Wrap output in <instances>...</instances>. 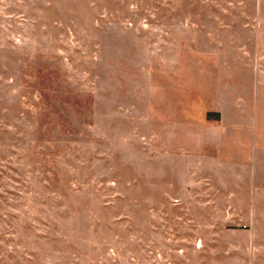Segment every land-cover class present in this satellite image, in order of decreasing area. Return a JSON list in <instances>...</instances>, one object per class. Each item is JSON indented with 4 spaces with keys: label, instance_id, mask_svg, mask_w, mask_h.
<instances>
[{
    "label": "rangeland",
    "instance_id": "rangeland-1",
    "mask_svg": "<svg viewBox=\"0 0 264 264\" xmlns=\"http://www.w3.org/2000/svg\"><path fill=\"white\" fill-rule=\"evenodd\" d=\"M0 264H264V0H0Z\"/></svg>",
    "mask_w": 264,
    "mask_h": 264
}]
</instances>
